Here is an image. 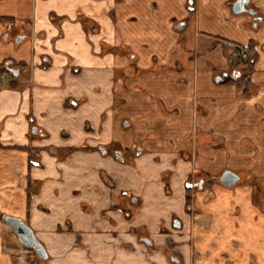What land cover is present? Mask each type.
Returning a JSON list of instances; mask_svg holds the SVG:
<instances>
[{"label": "crops", "instance_id": "0c3cea01", "mask_svg": "<svg viewBox=\"0 0 264 264\" xmlns=\"http://www.w3.org/2000/svg\"><path fill=\"white\" fill-rule=\"evenodd\" d=\"M236 1L0 0V264H264L240 184L264 181V0L256 25ZM249 43L259 90L240 98L223 82ZM195 170L239 178L196 192L197 219ZM5 217L46 260L13 255Z\"/></svg>", "mask_w": 264, "mask_h": 264}, {"label": "rangeland", "instance_id": "374dc122", "mask_svg": "<svg viewBox=\"0 0 264 264\" xmlns=\"http://www.w3.org/2000/svg\"><path fill=\"white\" fill-rule=\"evenodd\" d=\"M205 52L209 55V58L212 59V60L213 59L218 60L219 58H221V56H218L217 57V51L216 50L210 49L209 52L208 51H205ZM228 60L232 64L234 63V60L233 59L229 58ZM237 66L238 65H235L236 68H237ZM239 69L242 70L243 73H244V75H245V77L250 80V74H251V72H249L247 68H241L240 67ZM130 73L131 74H138L139 71L137 69L130 68ZM226 78L227 79H224V82L223 83H226V81H228L229 79L230 80L231 79L232 80H236L237 79L236 76L235 77L234 76H231L230 77L229 75ZM230 83L231 82L229 81L228 84H230ZM232 85H234L236 87L237 93L240 92V91H242V89H243L242 86L239 87L237 85V83H234L233 82ZM258 90H259L258 87L255 86V85L248 86L247 89H246V91H244L243 94H241V95L239 94V97L240 98H243V97L255 95L258 92ZM196 131L197 130H194L193 135L190 136V140L192 139V141L194 142V145L197 146V144L200 141V139L198 140L197 137L195 138V134L198 135V133ZM205 136L209 137L211 135L205 134ZM194 145L191 148V150H193V151H194V148H195ZM216 148H217V146H216ZM133 151L134 150L132 149V152ZM185 155L187 156L186 157L187 159L188 158L189 159H192L193 158V157H191L193 155L190 154V152L187 153V154H185ZM124 159H126V161L128 163H131L132 162V158L131 157H124ZM191 175L192 176L190 177V180H189V183H190L189 184L190 185L189 187L190 188L187 190V209H188V212L190 213V216L197 219V216H199V214H200V216H202V213L197 209V207L195 205L196 202H197L196 192H198V191H206V198L209 199L212 196V193L210 191H211L213 185H215L216 183H220V182H219V177L213 178L210 175H205L201 171H198L197 172L195 170L194 173L191 174ZM240 179H241V183L240 184L242 186H248V187L252 186L251 187L252 196H253V194L255 195V201L257 203L255 201L254 202L256 203V206L259 208V211L264 214V206L261 204L262 203V199H264V191H263V189H264V181H262L261 179L256 180L254 178H249L245 174L240 175ZM257 183H258V186H257ZM254 187H257V192L259 191L258 194H255L254 193L255 192ZM10 238H12V239H14L16 241L15 235L12 232H10L8 229H6L5 244L9 242V239ZM16 243H17V241H16ZM16 248H17V252H15V254H13V255L19 256V257H24V255L28 254L27 253L28 250H26L25 248H23L19 243L16 244ZM35 259H37V258L34 256L32 258V261H34Z\"/></svg>", "mask_w": 264, "mask_h": 264}, {"label": "water", "instance_id": "95a60500", "mask_svg": "<svg viewBox=\"0 0 264 264\" xmlns=\"http://www.w3.org/2000/svg\"><path fill=\"white\" fill-rule=\"evenodd\" d=\"M244 7L245 2L238 1L231 6L232 13L234 15L245 13L246 11ZM238 181V176L230 171H225L219 178L220 184L226 188L233 187ZM3 221L7 229L16 236L18 243L23 248L33 251L39 260L47 259V254L44 247L36 239L29 226H27L23 221L12 217H5Z\"/></svg>", "mask_w": 264, "mask_h": 264}, {"label": "trees", "instance_id": "16d2710c", "mask_svg": "<svg viewBox=\"0 0 264 264\" xmlns=\"http://www.w3.org/2000/svg\"><path fill=\"white\" fill-rule=\"evenodd\" d=\"M239 49L240 48H236V51L234 50V52L235 53H237V52L239 53L240 52ZM241 50H242L241 52H243V54L241 55L242 57L241 56L238 57V59H236L237 61L234 60L233 64L234 65H241V68H247L248 71L251 72L252 65H253V57H254L253 45L249 43V45L245 49L241 48ZM238 55H240V53ZM3 73L6 74V71H4V69H1L0 70V75L3 74ZM236 77H237L236 80H232V79L230 80L229 79L226 82L230 81L231 83H233V82L237 83V85L239 87L242 86V88H243L242 91L238 92V94L241 95V94L244 93V91H246L247 87L248 86H252V84H251L250 80L245 77V75H244L242 70L239 71V73L236 75ZM189 188L190 187L188 186V189ZM35 261H39L38 258L35 259L34 261H31V262H35Z\"/></svg>", "mask_w": 264, "mask_h": 264}, {"label": "flooded vegetation", "instance_id": "af4514ba", "mask_svg": "<svg viewBox=\"0 0 264 264\" xmlns=\"http://www.w3.org/2000/svg\"><path fill=\"white\" fill-rule=\"evenodd\" d=\"M238 1H244L245 2V13H242V14H240V15H247V16H249L252 20H251V22H252V24L253 25H256V23L258 22V21H260V22H262L261 20V18H260V16H258V10L253 6V5H251V3H250V1L249 0H238ZM238 1H236V2H238ZM235 2V3H236ZM234 3V4H235ZM236 51V50H235ZM239 53H240V55H238L239 53L237 52V53H235L234 51H233V53H230L229 54V58H231V59H233V60H236V59H238V57H240L242 54H243V52H241L242 50L241 49H239ZM242 57V56H241ZM237 61V60H236Z\"/></svg>", "mask_w": 264, "mask_h": 264}]
</instances>
